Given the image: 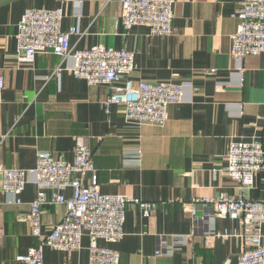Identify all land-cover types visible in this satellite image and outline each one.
Returning <instances> with one entry per match:
<instances>
[{"label": "crops", "instance_id": "0c3cea01", "mask_svg": "<svg viewBox=\"0 0 264 264\" xmlns=\"http://www.w3.org/2000/svg\"><path fill=\"white\" fill-rule=\"evenodd\" d=\"M120 1L0 0V166L31 169L40 150L71 161L75 139L83 137L102 193L157 204L143 218L136 204L127 203L123 237L114 244L100 241L118 252L119 264H235L242 249L240 222L199 206L193 220L188 204L241 193L224 171L230 140L255 138L264 150V52L231 57L236 0H175L169 36L152 35L141 25L126 30ZM59 6L62 30L78 28L69 39L73 50L126 48L134 52V80L183 83L184 100L168 106L163 126L132 125L118 104L107 111L109 86L76 78L60 56L42 52L31 63L17 60L15 34L24 10ZM33 180L30 174L20 204L6 203L0 186V264L38 242L29 224L17 219L35 198ZM245 194L264 199V166ZM42 211L47 233L64 208L45 205ZM261 231L264 242V224ZM87 246V236L67 253L44 246L43 260L87 264Z\"/></svg>", "mask_w": 264, "mask_h": 264}, {"label": "built area", "instance_id": "2783aa9c", "mask_svg": "<svg viewBox=\"0 0 264 264\" xmlns=\"http://www.w3.org/2000/svg\"><path fill=\"white\" fill-rule=\"evenodd\" d=\"M237 26L230 36L229 53L235 60L264 52V0H236ZM120 21L126 30L141 25L156 36L172 33L175 0H121ZM64 9L27 8L24 10L15 34L16 57L19 62L31 63L35 55L48 52L69 61L65 66L76 78L90 85L107 84L110 94L105 100L107 111L113 104L124 108L126 122L135 125L163 126L168 120V106L184 100L183 83L162 80L152 82L134 80V52L93 45L73 50L69 39L78 32L77 26L63 31L61 21ZM62 67L56 68V72ZM176 75V74H175ZM4 87L0 76V100ZM239 115L242 114L240 110ZM225 173L241 190L237 196L220 193L215 198L194 199L190 216L196 217L199 206L214 216L238 220L242 226L239 237L242 249L235 264H264V242L261 227L264 224V199H249L245 194L255 185L256 176L264 166V150L257 139L230 140L225 155ZM91 150L83 137H77L71 161L56 157L47 150L36 153L31 169L0 166V186L6 203L20 204V194L28 176H34L35 198L19 221L27 222L37 244L26 253L14 256L5 264H46L43 247L71 252L81 246V238H88L87 264H119L118 252L100 241L114 244L124 235L125 205L138 206L143 218L149 217L156 202L141 201L123 194H105L99 190ZM85 179L87 181L85 182ZM69 190L67 196L65 191ZM45 205L63 206L61 220L42 232L41 215ZM223 233L221 236H228Z\"/></svg>", "mask_w": 264, "mask_h": 264}]
</instances>
